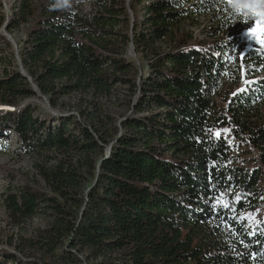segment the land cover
Returning a JSON list of instances; mask_svg holds the SVG:
<instances>
[{
    "label": "trees",
    "instance_id": "trees-1",
    "mask_svg": "<svg viewBox=\"0 0 264 264\" xmlns=\"http://www.w3.org/2000/svg\"><path fill=\"white\" fill-rule=\"evenodd\" d=\"M68 3L17 2L23 73L0 42V104L14 108L0 110V136L11 127L38 158L37 182L9 192L7 211L48 223L27 239L40 258L0 264H264V52L243 48L224 0ZM205 17L209 40L194 39ZM40 96L55 108L75 96L78 113L42 119L22 102ZM122 97L132 112L118 136L107 108Z\"/></svg>",
    "mask_w": 264,
    "mask_h": 264
},
{
    "label": "rangeland",
    "instance_id": "rangeland-1",
    "mask_svg": "<svg viewBox=\"0 0 264 264\" xmlns=\"http://www.w3.org/2000/svg\"><path fill=\"white\" fill-rule=\"evenodd\" d=\"M19 0H0V42L3 48L5 58H7L9 67L22 71V67L18 60V54L22 46L23 41L26 38L28 24H22L18 28L9 29L10 18L13 15L14 7ZM80 9L83 12H89L92 7V0H79ZM125 3L129 4V0H124ZM227 3L226 12H230L235 22L239 21L241 26V45L244 49L258 48L264 52V44L260 42V39L246 35L250 30L255 32L260 27L261 23H264V0H224ZM126 5V4H125ZM190 28L189 24H186ZM209 19L201 18L200 25L193 27L194 39L198 40H209L208 31ZM264 38V37H262ZM211 40V39H210ZM161 49L163 46L158 44ZM165 47V46H164ZM129 54L138 68H142L144 63L138 58L137 53L134 51L133 46L129 48ZM132 52V54H131ZM226 53L234 54L238 53V48L235 46L229 51L225 52L220 56V59L225 61L224 57ZM137 56V57H136ZM139 59V60H138ZM226 63V62H225ZM145 69L142 68V71ZM140 79V78H139ZM138 79V80H139ZM243 82L241 78L240 82ZM246 81V80H245ZM234 83L231 80L222 81L218 88L234 92ZM125 89V88H124ZM219 98L217 95L216 99ZM77 97H69L63 99L65 106L55 108L48 103L44 97H36L22 101L23 103L31 104L35 107L37 115L44 118H53L56 116L63 115H77V111L72 108ZM134 103L137 100V95L134 96ZM14 109L11 106L0 104V110H11ZM113 116L115 125L118 126V136L127 132V130L121 125L124 118L131 114L132 109L125 104V99L122 97L120 102L113 99L112 103L107 108ZM51 122V121H50ZM112 143L110 142L106 146L105 155H109ZM36 154H29L21 149V143L18 136L9 126L2 128V135L0 136V257H4L9 254H16L23 260L27 258H40V255L33 251L28 245V238L34 237L38 234L39 230L44 228L48 223L47 220L41 216H36L30 220L24 221L23 223L16 225L11 219L7 207L6 198L9 192H17L28 184H34L37 182L38 173L35 168V161L37 160ZM39 185V184H38ZM39 187V186H38ZM43 188V186H40ZM75 251V250H74ZM76 252V251H75ZM77 253V252H76ZM86 253L79 254V258L84 259ZM47 264H62L57 263L55 260L47 258ZM11 264V263H9ZM46 264V263H45ZM78 264H82L81 262Z\"/></svg>",
    "mask_w": 264,
    "mask_h": 264
},
{
    "label": "built area",
    "instance_id": "built-area-1",
    "mask_svg": "<svg viewBox=\"0 0 264 264\" xmlns=\"http://www.w3.org/2000/svg\"><path fill=\"white\" fill-rule=\"evenodd\" d=\"M131 54H132V52H131ZM234 54H229V53H226V55H225V57H224V59H225V61L224 62H226V63H229V62H231L233 59H234ZM223 60V59H222ZM217 67V66H216ZM215 67V68H216ZM242 79H243V82L241 81V82H238L237 84H235V87H234V92H238V91H240L243 87H244V83H245V79H244V76H242ZM222 89H214L213 90V96L216 98L217 97V95L220 93V91H221Z\"/></svg>",
    "mask_w": 264,
    "mask_h": 264
},
{
    "label": "snow or ice",
    "instance_id": "snow-or-ice-1",
    "mask_svg": "<svg viewBox=\"0 0 264 264\" xmlns=\"http://www.w3.org/2000/svg\"><path fill=\"white\" fill-rule=\"evenodd\" d=\"M246 35L256 37V38L260 39V42L262 44H264V38H262V37H264V23H261V25L257 31L253 32L250 30ZM225 131H227V130H225ZM216 135L219 136L220 133L217 132ZM225 206L227 207L228 205H225Z\"/></svg>",
    "mask_w": 264,
    "mask_h": 264
},
{
    "label": "clouds",
    "instance_id": "clouds-1",
    "mask_svg": "<svg viewBox=\"0 0 264 264\" xmlns=\"http://www.w3.org/2000/svg\"><path fill=\"white\" fill-rule=\"evenodd\" d=\"M58 6L68 7L69 6L68 0H58Z\"/></svg>",
    "mask_w": 264,
    "mask_h": 264
}]
</instances>
